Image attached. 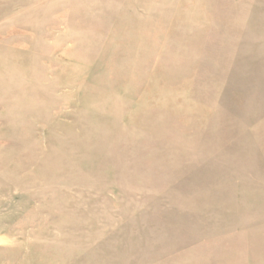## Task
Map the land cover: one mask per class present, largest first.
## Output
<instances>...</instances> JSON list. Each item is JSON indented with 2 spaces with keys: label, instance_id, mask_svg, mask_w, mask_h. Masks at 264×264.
Listing matches in <instances>:
<instances>
[{
  "label": "rangeland",
  "instance_id": "rangeland-1",
  "mask_svg": "<svg viewBox=\"0 0 264 264\" xmlns=\"http://www.w3.org/2000/svg\"><path fill=\"white\" fill-rule=\"evenodd\" d=\"M0 264H264V0H0Z\"/></svg>",
  "mask_w": 264,
  "mask_h": 264
}]
</instances>
